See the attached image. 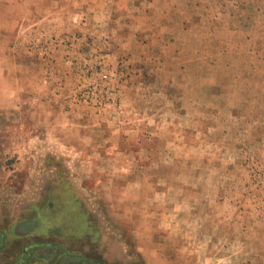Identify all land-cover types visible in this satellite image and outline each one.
Returning <instances> with one entry per match:
<instances>
[{"label": "rangeland", "instance_id": "rangeland-1", "mask_svg": "<svg viewBox=\"0 0 264 264\" xmlns=\"http://www.w3.org/2000/svg\"><path fill=\"white\" fill-rule=\"evenodd\" d=\"M50 183L108 264H264V0H0V228Z\"/></svg>", "mask_w": 264, "mask_h": 264}, {"label": "flooded vegetation", "instance_id": "flooded-vegetation-1", "mask_svg": "<svg viewBox=\"0 0 264 264\" xmlns=\"http://www.w3.org/2000/svg\"><path fill=\"white\" fill-rule=\"evenodd\" d=\"M46 189H49V191L47 190L49 196L45 200V206L41 207L38 202L34 201L26 208L34 214L41 211L44 215L43 208L45 207L47 210L44 212L46 230L49 234L54 232L55 236H58V241L52 239L44 245L32 243L29 245V249L28 246L23 248L24 253H28L29 256L36 255L42 246L47 251V256L44 257L46 264H53L51 261L54 260L53 256L48 255L51 252H55L60 257L59 260H69L64 264H108L107 261L100 259L99 240L94 239V236L98 239L99 231L93 229L92 224L87 220V211L84 210L74 193L69 195L67 189H61L57 185H51ZM42 223L40 225H43ZM25 226H29V224ZM57 229L59 232H55ZM1 244L3 249L5 242L2 241ZM30 261L19 260L22 264H31Z\"/></svg>", "mask_w": 264, "mask_h": 264}, {"label": "crops", "instance_id": "crops-1", "mask_svg": "<svg viewBox=\"0 0 264 264\" xmlns=\"http://www.w3.org/2000/svg\"><path fill=\"white\" fill-rule=\"evenodd\" d=\"M50 186L51 183L49 184V187ZM44 188L45 186H43L42 188L39 187V189L36 191V194L34 191V196L30 200L31 202H28L27 206H29L34 201L38 202L41 207L45 206V200L48 199L49 192ZM68 193L69 195H71L74 193V191L70 189L68 190ZM74 196L79 200V202L83 206V200L80 195L75 192ZM26 207L25 210H18L16 214V219L9 226V228H0V264L5 263L4 260H10L11 262L9 264H22V262L20 263L19 260H31V264H40L41 262H36L35 258H38L39 260H44V257L46 256L42 257L39 255V253H41L40 250L44 247L41 246L38 249L37 254L31 256H29L28 253H24L23 248L25 246H28L29 249V245L32 243L44 245L45 243H47V241H50L52 239H54V241H58V236H55L56 234L54 232L52 234H49L46 230L44 224V212H46L47 210H45V207L43 208L44 215H42L41 211L35 212L34 214ZM38 217H40L42 221L40 219H37ZM40 223H42L43 225H40ZM28 224L29 226H25ZM55 232H59V230L57 229ZM2 241L5 242V246L3 249L1 244ZM54 255L57 256V254ZM12 260H15L17 262H13Z\"/></svg>", "mask_w": 264, "mask_h": 264}]
</instances>
